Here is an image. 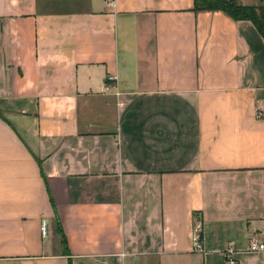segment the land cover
Returning <instances> with one entry per match:
<instances>
[{
	"label": "crops",
	"instance_id": "crops-1",
	"mask_svg": "<svg viewBox=\"0 0 264 264\" xmlns=\"http://www.w3.org/2000/svg\"><path fill=\"white\" fill-rule=\"evenodd\" d=\"M192 8L0 0V264H264V40Z\"/></svg>",
	"mask_w": 264,
	"mask_h": 264
},
{
	"label": "trees",
	"instance_id": "trees-1",
	"mask_svg": "<svg viewBox=\"0 0 264 264\" xmlns=\"http://www.w3.org/2000/svg\"><path fill=\"white\" fill-rule=\"evenodd\" d=\"M192 11L222 12L234 22L249 21L264 40V0H259L258 5H244L238 0H193ZM58 231L61 232L59 228ZM62 243L65 244L63 237Z\"/></svg>",
	"mask_w": 264,
	"mask_h": 264
},
{
	"label": "built area",
	"instance_id": "built-area-1",
	"mask_svg": "<svg viewBox=\"0 0 264 264\" xmlns=\"http://www.w3.org/2000/svg\"><path fill=\"white\" fill-rule=\"evenodd\" d=\"M113 3H114V0H107L108 6H112ZM110 79L112 80L113 78H110ZM200 229H201V223H200V221H198L195 232L192 236V245H193V249L195 251H201ZM40 231H41V235L43 237H45L47 235V225L42 224ZM248 249L251 252L262 251V250H264V243L261 241V239L258 236H253L249 241ZM231 255H232V251L228 250L225 254L227 263L228 264H236L235 260L232 259Z\"/></svg>",
	"mask_w": 264,
	"mask_h": 264
},
{
	"label": "rangeland",
	"instance_id": "rangeland-1",
	"mask_svg": "<svg viewBox=\"0 0 264 264\" xmlns=\"http://www.w3.org/2000/svg\"><path fill=\"white\" fill-rule=\"evenodd\" d=\"M238 1L243 4L242 0H238ZM258 4H259V0H255L254 5H258Z\"/></svg>",
	"mask_w": 264,
	"mask_h": 264
}]
</instances>
